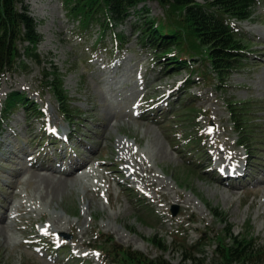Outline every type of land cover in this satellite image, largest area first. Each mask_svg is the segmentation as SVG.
Returning a JSON list of instances; mask_svg holds the SVG:
<instances>
[{"label": "rangeland", "instance_id": "obj_1", "mask_svg": "<svg viewBox=\"0 0 264 264\" xmlns=\"http://www.w3.org/2000/svg\"><path fill=\"white\" fill-rule=\"evenodd\" d=\"M26 4L38 24L42 63L25 60V68L1 78L0 122L10 94L25 96L42 109L43 118L28 119V110L17 103L0 123V264H81L85 259L84 264H101L98 234L149 259L161 254L150 241L156 237L168 246L161 259L167 264H186L178 252L182 238L192 243L202 236L200 250L209 260L223 226L212 209L226 216L235 235L247 231L264 246V1L250 22L240 24L251 50L245 66L223 83L214 73L201 76L188 90L192 97L181 101L188 72H162L154 50L136 43L143 14L117 26L130 40L119 60L104 51L90 60L97 31L88 40L80 38L64 0ZM145 9L164 16L156 2H147ZM189 64L195 68L201 62ZM53 68L61 76L62 92L80 111L74 123L58 115L42 81L43 72ZM230 103L240 109L242 129L231 124ZM43 127L68 135V147L76 150L54 158L49 146L37 148ZM195 136L209 148L201 159L183 148L186 138ZM22 151L33 154L31 161L20 159ZM46 158L56 161L45 164ZM87 159L84 173L63 178L73 170L70 164ZM207 164L212 172L202 173ZM243 167L242 179L223 180L224 171ZM50 170L67 183L53 199L44 196L36 177Z\"/></svg>", "mask_w": 264, "mask_h": 264}, {"label": "trees", "instance_id": "obj_2", "mask_svg": "<svg viewBox=\"0 0 264 264\" xmlns=\"http://www.w3.org/2000/svg\"><path fill=\"white\" fill-rule=\"evenodd\" d=\"M67 17L78 22L77 34L88 40L97 31L94 44L88 50L91 58L100 51L123 53L130 42L117 32V26L125 23L131 15L141 17L137 26L136 43L151 47L158 60L163 63L162 72L174 73L186 69L185 90L182 96L191 98L190 86L201 76L214 73L223 83L231 72L238 71L248 61L250 47L238 23L250 21L254 8L260 0H64ZM147 2H156L164 10L163 17L151 16L145 9ZM143 5L142 8H139ZM145 11V12H143ZM36 21L30 16L26 0H0V79L6 73H14L19 67H26L24 60L39 65L42 63L37 53L41 37L36 32ZM109 51V52H108ZM198 60L201 65L191 68V62ZM50 63V62H49ZM52 66V65H51ZM43 72L42 81L50 89L58 104L60 116L68 121L79 114L72 106L65 92L56 68ZM46 71V69L44 70ZM198 76L194 79V76ZM195 97V96H193ZM180 100V99H179ZM181 101V100H180ZM15 103H22L34 115L40 113L38 107L22 94H12L5 101L3 111ZM237 104H229V115L233 126L242 129L238 123L240 109ZM239 112V113H238ZM141 203V202H140ZM146 210L148 206L141 203ZM152 209L148 208V211ZM151 212H147L149 216ZM214 219L223 226L218 236L212 256L202 252V236L188 243L182 238L178 252L186 264H264V246L252 238L248 232L234 234L226 216L211 210ZM181 235V234H180ZM152 245L161 254L149 259L141 252L118 245L110 236L98 234L95 243L101 251L102 261L108 264H167L161 262L162 253L167 250L161 240L151 238ZM177 240L175 239L174 242ZM180 241V240H179ZM156 244V245H155ZM205 245V244H204Z\"/></svg>", "mask_w": 264, "mask_h": 264}, {"label": "bare ground", "instance_id": "obj_3", "mask_svg": "<svg viewBox=\"0 0 264 264\" xmlns=\"http://www.w3.org/2000/svg\"><path fill=\"white\" fill-rule=\"evenodd\" d=\"M90 161L85 160L83 163L74 171L70 173H62L63 178H76L78 173H84L86 168L88 167ZM36 177L41 180L44 189V196L50 197L53 199L57 194L59 196L60 193L66 188L67 183L65 180L61 179V177H57L54 175L53 170H50L48 174L41 175L39 172L36 173ZM3 216H0V222L2 221ZM4 231L7 232V227L5 225Z\"/></svg>", "mask_w": 264, "mask_h": 264}]
</instances>
